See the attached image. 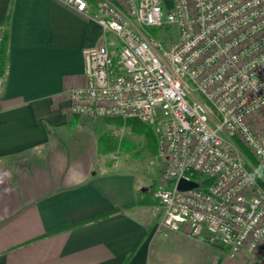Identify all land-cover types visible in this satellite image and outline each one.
<instances>
[{
  "label": "built area",
  "instance_id": "1",
  "mask_svg": "<svg viewBox=\"0 0 264 264\" xmlns=\"http://www.w3.org/2000/svg\"><path fill=\"white\" fill-rule=\"evenodd\" d=\"M65 2L103 34L83 48L70 113L152 123L167 181L155 192L161 224L264 263V185L240 146L264 169L249 120L264 107V0ZM181 178L198 186L179 189Z\"/></svg>",
  "mask_w": 264,
  "mask_h": 264
},
{
  "label": "crops",
  "instance_id": "2",
  "mask_svg": "<svg viewBox=\"0 0 264 264\" xmlns=\"http://www.w3.org/2000/svg\"><path fill=\"white\" fill-rule=\"evenodd\" d=\"M10 8L0 264H264L162 225L133 163L103 153L102 132L80 135L86 115L70 113L68 92L85 83L83 48L103 39L101 26L65 0H0V26Z\"/></svg>",
  "mask_w": 264,
  "mask_h": 264
},
{
  "label": "rangeland",
  "instance_id": "3",
  "mask_svg": "<svg viewBox=\"0 0 264 264\" xmlns=\"http://www.w3.org/2000/svg\"><path fill=\"white\" fill-rule=\"evenodd\" d=\"M168 33L169 30L166 29L167 42L171 40V37ZM175 38L176 36L172 39ZM252 115H264V107H262L260 111L258 110L251 114V116ZM250 123L258 134L259 138L264 142V133H262V131H264V121L260 126L256 127L252 123V120H250ZM76 129L79 130L80 135H85L89 140H92L101 132L103 134L107 133L112 135V137L117 139V147L106 153L117 155V158L121 160L124 159L131 161L133 163L134 171L139 175V177L142 178V180H144L143 182L146 185L145 187H147V192L153 196L151 198H155V200L157 199L156 201L159 202L155 192L160 185H165L167 183L166 177L164 175V157H162V155L159 153V149L157 153H152L149 150L147 146V140L143 135L133 133L130 126L128 125H123L121 127L108 125L103 122L102 117L83 116L77 124ZM121 143L123 147H125L124 149L119 147ZM246 160L248 163H250L255 172L261 178H263L261 171L256 169L247 156Z\"/></svg>",
  "mask_w": 264,
  "mask_h": 264
},
{
  "label": "trees",
  "instance_id": "4",
  "mask_svg": "<svg viewBox=\"0 0 264 264\" xmlns=\"http://www.w3.org/2000/svg\"><path fill=\"white\" fill-rule=\"evenodd\" d=\"M11 10L9 9L8 14L4 18V20L1 23L0 31V79L3 77V75L6 72L7 68V59H8V42H9V32H8V26L10 23V17H11ZM103 122L112 125V126H123L128 125L130 126L131 130L135 134L143 135L147 140V146L149 150L152 153L158 152V146H157V134L154 128V125L150 122H144L137 118H122V117H104ZM240 146L247 156V158L253 163V165L256 167L257 170L261 171V173L264 176V169L260 166L256 158L250 153V151L244 147L241 143ZM115 147H117V139L112 137V135L109 134H103L99 139V149L103 152H109L113 150ZM120 148L123 147L122 143L119 146ZM249 169L253 172L254 176L257 177L264 185V182L261 180L259 175L252 169L250 165H248ZM124 207V208H129ZM122 207H117L115 210H122L124 209Z\"/></svg>",
  "mask_w": 264,
  "mask_h": 264
},
{
  "label": "water",
  "instance_id": "5",
  "mask_svg": "<svg viewBox=\"0 0 264 264\" xmlns=\"http://www.w3.org/2000/svg\"><path fill=\"white\" fill-rule=\"evenodd\" d=\"M198 186V183L192 180H187L185 178H181V180L178 183V188L185 190V189H191Z\"/></svg>",
  "mask_w": 264,
  "mask_h": 264
}]
</instances>
